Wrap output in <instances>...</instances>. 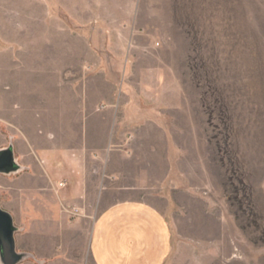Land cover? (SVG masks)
I'll return each instance as SVG.
<instances>
[{
    "label": "rangeland",
    "instance_id": "1",
    "mask_svg": "<svg viewBox=\"0 0 264 264\" xmlns=\"http://www.w3.org/2000/svg\"><path fill=\"white\" fill-rule=\"evenodd\" d=\"M127 84L152 119L127 134L132 153H112L121 178L101 205L138 197L162 208L167 264H264V0H0V148L11 143L29 169L0 174L2 205L32 208L38 172L100 145L82 136L81 114ZM79 207L61 205L94 216Z\"/></svg>",
    "mask_w": 264,
    "mask_h": 264
},
{
    "label": "crops",
    "instance_id": "2",
    "mask_svg": "<svg viewBox=\"0 0 264 264\" xmlns=\"http://www.w3.org/2000/svg\"><path fill=\"white\" fill-rule=\"evenodd\" d=\"M126 92H134L128 84L119 87L117 98L105 103L102 97L92 112L81 114L85 140L95 133L104 138L103 142L97 146L83 143L70 149L64 157L57 158L51 175L38 172L34 178L37 185L33 187L32 208L23 204L24 208L16 212L10 205H2L22 228L16 234L17 249L34 255L19 264H167L172 251V233L162 208L138 197H124L101 205L107 182L121 178L120 170L111 169L112 153L116 149L132 153L131 147L121 149L129 141L127 134L138 137L132 129L152 119L142 109L139 93L134 92L135 101L120 102V95ZM81 104H86L84 97ZM121 108H128L129 112L121 114ZM104 109L109 111L106 117L99 112ZM92 120L105 121L107 127L92 129L89 127ZM122 123L130 128L128 132L120 130ZM159 132L165 142L172 137L171 130L160 128ZM170 167L169 164L165 167L163 177H157L158 183L168 175ZM61 180L66 181L62 188L58 186ZM24 186L20 190L27 195L28 189ZM153 195L162 201L168 198L167 193L159 190ZM46 200L51 203L46 205ZM63 202L88 209L94 216L72 218L61 208Z\"/></svg>",
    "mask_w": 264,
    "mask_h": 264
},
{
    "label": "water",
    "instance_id": "3",
    "mask_svg": "<svg viewBox=\"0 0 264 264\" xmlns=\"http://www.w3.org/2000/svg\"><path fill=\"white\" fill-rule=\"evenodd\" d=\"M25 168L18 161L11 143L0 148V174L12 175ZM21 229L15 224L12 214L3 208L0 199V264H19L27 258H34L32 253L17 249L16 234Z\"/></svg>",
    "mask_w": 264,
    "mask_h": 264
},
{
    "label": "built area",
    "instance_id": "4",
    "mask_svg": "<svg viewBox=\"0 0 264 264\" xmlns=\"http://www.w3.org/2000/svg\"><path fill=\"white\" fill-rule=\"evenodd\" d=\"M62 184L65 185V181ZM72 210H73L74 213L78 212L77 208H72Z\"/></svg>",
    "mask_w": 264,
    "mask_h": 264
}]
</instances>
